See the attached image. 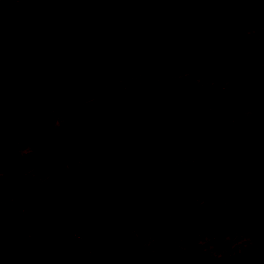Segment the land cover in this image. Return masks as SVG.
Masks as SVG:
<instances>
[{"label": "rangeland", "instance_id": "obj_1", "mask_svg": "<svg viewBox=\"0 0 264 264\" xmlns=\"http://www.w3.org/2000/svg\"><path fill=\"white\" fill-rule=\"evenodd\" d=\"M43 2L0 0V50L22 42ZM207 8L193 12L204 19ZM140 9L141 0H87L75 9L62 29L77 30L74 49L41 92L0 121V264H36L43 248V264H65L68 234L98 231L115 234L134 264H264V121L256 118L264 102V1L240 10L244 27L224 24L226 13L208 14L206 40H187L159 65L139 54L132 21ZM165 82L175 87L164 107L180 99L185 114L161 140L162 164L135 185V204L111 203L105 162L124 136L108 105L112 92L156 91ZM212 146L243 176L217 203L204 179ZM61 167L71 176L57 185ZM122 168L115 165V173ZM77 184L93 200L82 222L72 216ZM185 185L196 203L182 208ZM48 191L53 199L30 221L28 212Z\"/></svg>", "mask_w": 264, "mask_h": 264}, {"label": "water", "instance_id": "obj_2", "mask_svg": "<svg viewBox=\"0 0 264 264\" xmlns=\"http://www.w3.org/2000/svg\"><path fill=\"white\" fill-rule=\"evenodd\" d=\"M201 0H142L140 13L132 23L138 27L140 55L149 63L167 61L176 51L177 44L186 35L202 39L206 25L199 19L188 20L190 10ZM229 1L243 5H254L264 0H209L208 8L215 10ZM86 0H44L31 15V25L22 42L11 49L0 50V119L25 104L29 96L41 92L56 70L57 63L68 54L78 42L75 28L63 29L70 14ZM173 83L161 85L155 93L137 90L114 91L109 108L115 127L123 129L125 136L118 141L108 155L105 168L108 174V193L112 203L122 197L135 203L134 188L144 175H150L162 164L164 150L161 139L169 134L177 119L185 112V103L175 101L170 112L158 105L169 100ZM256 117L264 120V103L257 107ZM208 169L204 179L211 202L216 203L224 191H234L243 176L225 165L217 147L205 151ZM123 164L116 175L114 166ZM71 175L68 168L59 169L54 175L58 185L66 183ZM49 192L28 214L33 217L50 200ZM75 203L72 216L77 222L85 220L87 209L93 201L84 186H75ZM182 208L195 205L191 185H185L178 195ZM90 241L73 233L68 234L64 250L68 253L65 264H85ZM48 254L41 249L36 264H43ZM96 264H131L122 262L117 250L105 249Z\"/></svg>", "mask_w": 264, "mask_h": 264}, {"label": "flooded vegetation", "instance_id": "obj_3", "mask_svg": "<svg viewBox=\"0 0 264 264\" xmlns=\"http://www.w3.org/2000/svg\"><path fill=\"white\" fill-rule=\"evenodd\" d=\"M87 1V0H86ZM209 2V0H201L200 1V3H198L196 6H194L191 10H190V12H189V14H188V16H187V18H188V20H191V19H194V18H197V19H200L205 25H206V27H207V30H206V33H205V35H204V37L202 38V39H198V38H196V37H194L193 35H186V36H184L182 39H180V41L178 42V44H177V48H176V51L175 52H178L179 50H180V48L184 45V43L187 41V40H190V41H192V42H202V41H204V40H206V38L209 36V34H210V26H209V24H208V22L206 21V19L208 18V14L210 15V17H213V16H217V15H220V14H225V16L222 18V20H223V23L224 24H226L227 26H231V27H240V26H242V27H244L245 26V24L244 23H241V21L239 20V18H238V15H239V12H240V10H245V9H247V8H250V7H253V6H255V5H257V4H259V3H256V4H254V5H243V4H240L239 2H237V1H229L226 5H223V6H220V7H218L217 9H215V10H210L209 8H207V15H205L206 16V18H204L203 19V17H199L198 15H196V14H194V10H195V8L198 6V5H200V4H206L207 5V3ZM232 2H236V6L237 7H234L233 9H231V11L229 12V11H226V12H224L223 10H225L227 7H228V5H230V4H232ZM141 6H142V0H141ZM92 11L94 12V9H92ZM140 11H141V9H140ZM140 13V12H139ZM230 15H232L233 16V19H237L238 21H236L235 23L234 22H231V20L229 19V16ZM227 21V22H226ZM132 25H133V23H132ZM136 26V25H135ZM137 27V26H136ZM137 29H138V27H137ZM138 32H139V30H138ZM79 35V34H78ZM79 37V36H78ZM247 39H244V38H242V46H243V54H245V53H248L247 52V50H246V47H247ZM138 43H139V45H140V42H139V37H138ZM4 50H6V49H4ZM73 50V49H72ZM71 50V51H72ZM1 51H3V50H1ZM70 51V52H71ZM175 52H173V53H175ZM172 53V54H173ZM140 54V53H139ZM171 54V55H172ZM171 55H170V57H171ZM141 56V55H140ZM65 57V56H64ZM64 57H62L61 59H60V61L57 63V66H58V64L61 62V60L64 58ZM142 57V56H141ZM169 57V58H170ZM143 58V57H142ZM144 59V58H143ZM169 60V59H168ZM167 60V61H168ZM219 60V59H218ZM144 61L145 62H147L145 59H144ZM164 62H166V61H164ZM164 62H161V63H164ZM148 64H150V65H159V64H161V63H157V64H151V63H149V62H147ZM56 66V67H57ZM52 77V76H51ZM51 79V78H50ZM50 81V80H49ZM48 81V82H49ZM47 82V83H48ZM166 83H173V82H165V83H162L161 85H163V84H166ZM174 84V83H173ZM160 86H157V89H156V91L158 90V88H159ZM174 87H175V84H174ZM174 87H173V89H174ZM137 90V91H141V92H147V93H155L156 91L155 90H152V91H143L142 89H138V88H135V87H132V88H128V89H125V90ZM173 89L171 90V92H170V94H169V100L167 101V102H165V103H161V104H159L158 105V108L159 109H162V110H165L166 112H170L171 111V109H172V105H173V103L175 102V101H182L183 103H185V111H186V109H187V103L185 102V101H183V100H180V99H176V100H174V102H172L171 103V105L170 106H168L167 108L166 107H164V105L165 104H168V102L170 101V98H171V93L173 92ZM114 91H117V90H114ZM113 91V92H114ZM113 92H112V94H113ZM39 93V92H38ZM35 94H37V93H34L33 95H35ZM33 95H31V96H33ZM31 96H29V98L31 97ZM111 97H112V95H111ZM110 97V98H111ZM28 98V99H29ZM28 99H27V101H28ZM110 100V99H109ZM26 101V102H27ZM26 102H25V104H26ZM264 103V102H263ZM24 104V105H25ZM260 104H262V103H260ZM259 104V105H260ZM24 105H22L21 107H19V108H17L16 110H13V111H11L10 113H8L6 116H4L3 118H1L0 119V121L1 120H3V119H5V118H7V117H9L10 115H12V114H14L16 111H18L20 108H22ZM108 105H109V102H108ZM258 105V106H259ZM111 111V110H110ZM184 114H185V112H184ZM183 114V115H184ZM112 115V114H111ZM178 120V119H177ZM177 120L175 121V123L177 122ZM260 120V119H259ZM262 121H264V120H262ZM175 123H174V128H173V130L176 128L175 127ZM120 129V128H119ZM121 130H123V129H121ZM172 130V131H173ZM124 131V130H123ZM171 131V132H172ZM168 135V134H167ZM124 136H125V132H124ZM124 136H122L121 138H120V140L124 137ZM164 138V137H163ZM162 138V139H163ZM161 139V140H162ZM119 140V141H120ZM212 147H217V146H212ZM212 147H208V148H212ZM208 148H206V149H208ZM217 148H219V147H217ZM220 149V148H219ZM164 150V149H163ZM220 156H221V154H220ZM164 157H165V151H164ZM221 158H222V156H221ZM107 160V159H106ZM163 160H164V158H163ZM222 161H223V158H222ZM205 162H206V156H205ZM106 163V162H105ZM223 163L225 164V162L223 161ZM116 165H118V164H116ZM123 165V164H122ZM226 165V164H225ZM160 166V165H159ZM123 167H124V165H123ZM209 167V166H208ZM229 167V166H228ZM61 168H68V167H61ZM60 168V169H61ZM114 168H115V166H114ZM157 168V167H156ZM155 168V169H156ZM230 168V167H229ZM70 171H71V169L70 168H68ZM123 169V168H122ZM121 169V170H122ZM154 169V170H155ZM208 169V168H207ZM231 169V168H230ZM114 170V169H113ZM206 169H204V171H205ZM233 170V169H232ZM105 172H106V168H105ZM121 172V171H120ZM119 172V173H120ZM154 172V171H153ZM107 173V172H106ZM114 173H115V170H114ZM118 173V174H119ZM116 174V173H115ZM118 174H116V175H118ZM108 175V174H107ZM71 176V175H70ZM144 176H146V175H144ZM109 177V176H108ZM143 177V176H142ZM70 178V177H69ZM68 178V179H69ZM139 181V180H138ZM137 181V182H138ZM137 184V183H136ZM109 186V185H108ZM207 186V185H206ZM184 187V186H183ZM208 190V189H207ZM194 191V190H193ZM235 191V190H234ZM47 193H49V191L47 192ZM47 193L45 194V196L47 195ZM51 194H52V196H51V198H50V200L44 205V207H42L33 217H28V214L29 213H31L34 209H35V206L39 203V202H41L42 200H40V201H38V202H36L35 204H34V206H33V208L28 212V214H27V217L29 218V220L30 221H34L35 219H37V217L43 212V208H45L46 207V205H48V203L53 199V197H54V194L52 193V192H50ZM134 193H135V188H134ZM45 196H44V198H45ZM208 197H209V195H208ZM110 199V198H109ZM121 199H126L128 202H129V200L127 199V198H125V197H122ZM121 199H119V200H121ZM92 200V199H91ZM118 200V201H119ZM209 200H210V198H209ZM93 201V200H92ZM135 202H136V194H135ZM210 202H211V200H210ZM112 203V202H111ZM130 203V202H129ZM211 203H213V202H211ZM217 203V202H216ZM131 204V203H130ZM135 204V203H134ZM73 234H75V233H73ZM95 234H96V236H95ZM95 234L94 235H92V236H83V235H81V234H75V235H77V236H79V237H81V238H83V239H87V240H89L90 241V248H89V250H88V253H89V257H88V259H87V261H86V263L85 264H96L97 263V260H98V257H99V255L105 250V249H115V250H117V252H118V254H119V257H120V259L122 260V262H127V261H131V264H134V262L131 260V259H128V258H124L123 256H122V248L121 247H119L117 244H116V242L118 241V244L120 245L121 243H122V241L120 240V239H117V237L115 236V234L113 235V234H111L110 232H108L106 235L102 232V231H98V232H95ZM102 241V242H101ZM99 244H103V246L102 247H99L98 245Z\"/></svg>", "mask_w": 264, "mask_h": 264}]
</instances>
